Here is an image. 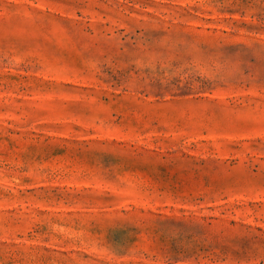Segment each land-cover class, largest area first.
<instances>
[{
	"label": "rangeland",
	"instance_id": "1",
	"mask_svg": "<svg viewBox=\"0 0 264 264\" xmlns=\"http://www.w3.org/2000/svg\"><path fill=\"white\" fill-rule=\"evenodd\" d=\"M0 264H264V0H0Z\"/></svg>",
	"mask_w": 264,
	"mask_h": 264
}]
</instances>
